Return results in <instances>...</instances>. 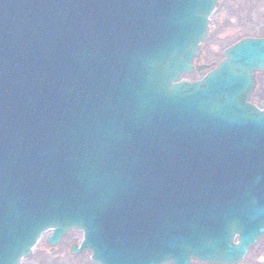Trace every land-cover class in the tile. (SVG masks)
<instances>
[{
  "label": "water",
  "instance_id": "water-1",
  "mask_svg": "<svg viewBox=\"0 0 264 264\" xmlns=\"http://www.w3.org/2000/svg\"><path fill=\"white\" fill-rule=\"evenodd\" d=\"M220 0H0V264H238L264 237V38L192 74Z\"/></svg>",
  "mask_w": 264,
  "mask_h": 264
},
{
  "label": "rangeland",
  "instance_id": "rangeland-1",
  "mask_svg": "<svg viewBox=\"0 0 264 264\" xmlns=\"http://www.w3.org/2000/svg\"><path fill=\"white\" fill-rule=\"evenodd\" d=\"M262 23L264 24V0H220L211 16L209 31L201 46L200 59L204 64L209 65L208 69L195 70L194 73L180 79H200L206 72L213 69L211 63L221 59L222 51L227 46L246 34L264 33V30L259 31ZM49 234L50 232H46L42 235L32 253L22 259L20 264H97L91 261L89 251L69 253L71 244H79L82 240L80 230H70L53 250L49 249L46 241ZM259 257L264 258V238L250 249L245 259L239 264H264V260L260 262ZM192 264L209 263L194 260Z\"/></svg>",
  "mask_w": 264,
  "mask_h": 264
},
{
  "label": "flooded vegetation",
  "instance_id": "flooded-vegetation-1",
  "mask_svg": "<svg viewBox=\"0 0 264 264\" xmlns=\"http://www.w3.org/2000/svg\"><path fill=\"white\" fill-rule=\"evenodd\" d=\"M251 20V19H250ZM253 27V26H252ZM264 30V24L262 23V25L260 26V30L259 31H263ZM246 37H250V38H264V33L261 32V34H256V35H251V34H246L244 37L242 38H246ZM242 38H240L239 40H241ZM239 40L235 41L234 43L238 42ZM232 43V44H234ZM231 44V45H232ZM229 45V46H231ZM229 46H227L226 48H228ZM225 48V49H226ZM224 49V50H225ZM223 50V51H224ZM223 51H222V56L221 59L216 61H213L211 64H213V68L216 67L217 63L220 62L223 58ZM209 65L204 64L203 60H199L198 62L195 63V68H200L203 70L208 69ZM193 80V79H192ZM250 103H252L255 107L257 108H261V103L264 102V71H257L255 73V85H254V89L253 91L250 93V99H249ZM264 238V237H262ZM261 239V238H260ZM260 239L258 240V242L260 241ZM257 243H255L254 245H252L249 248V251L252 247L256 246ZM248 251V252H249ZM248 254V253H247ZM247 256V255H246ZM260 262H262L264 260L263 257H259ZM193 262V261H192ZM192 264V263H191Z\"/></svg>",
  "mask_w": 264,
  "mask_h": 264
}]
</instances>
